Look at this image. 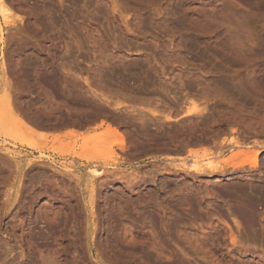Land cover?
<instances>
[{
	"label": "rangeland",
	"instance_id": "rangeland-1",
	"mask_svg": "<svg viewBox=\"0 0 264 264\" xmlns=\"http://www.w3.org/2000/svg\"><path fill=\"white\" fill-rule=\"evenodd\" d=\"M3 2L0 264H264V0Z\"/></svg>",
	"mask_w": 264,
	"mask_h": 264
},
{
	"label": "bare ground",
	"instance_id": "bare-ground-1",
	"mask_svg": "<svg viewBox=\"0 0 264 264\" xmlns=\"http://www.w3.org/2000/svg\"><path fill=\"white\" fill-rule=\"evenodd\" d=\"M0 3H1V4H0V11H1V13L3 14V15H2V16L4 17L3 19H4V20L6 19V21H5V23H6V22H8L7 19L10 18V17H9V15H10L9 12H10V11H9V9L3 4V3H4L3 0H0ZM8 14H9V15H8ZM12 17H13V16H12ZM11 20H12V19H11ZM5 23H3V25H5ZM12 23H13V22H12ZM48 23H49V22H48ZM8 24H9V23H8ZM8 24H6V25H8ZM12 25H13V24H12ZM1 28H2V27H1ZM0 32H1V31H0ZM0 35H1V34H0ZM67 49H68V48H67ZM68 50H69V49H68ZM65 51H66V49H65ZM69 52H70V51H69ZM12 53H13V52H12ZM47 53H48V52H47ZM65 53H66V52H65ZM67 54H69V53H67ZM29 59H30V58H29ZM31 62H32V61H31ZM29 63H30V62H29ZM33 64H34V63H33ZM30 65H31V64H30ZM5 66H6V65H5ZM26 66H27V64H26ZM33 66H34V65H33ZM17 67H18V66H17ZM30 67H31V69H32V66H30ZM42 67H43V66H42ZM35 68H36V67H35ZM37 68H38V67H37ZM34 70H35V69H34ZM36 70H37V69H36ZM15 71H16V70H15ZM31 71H32V70H31ZM48 71H49V70H48ZM29 72H30V70H29ZM37 72H38V71H37ZM33 73H34V71H33ZM41 73H43V72L41 71ZM5 74H6V73H5ZM12 74H13V73H12ZM1 75H2V74H1ZM1 75H0V76H1ZM28 75H29V74H28ZM28 75H27V76H28ZM30 75H31V74H30ZM41 75H42V74H40V77H41ZM43 75H44V74H43ZM47 75H48V74H47ZM47 75H46V76H47ZM5 76H6V75H5ZM13 76H14V75H13ZM35 76H36V75H35ZM53 76H54V75H53ZM17 77H18V76H17ZM22 77H23V76H22ZM30 77H31V76H29V78H30ZM66 77H67V76H66ZM74 77H75V76H74ZM98 77H99V76H98ZM134 77H135V76H134ZM8 78H9V76H8ZM25 78H26V77H25ZM43 78H44V77H43ZM49 78H50V77H49ZM49 78H47V79L49 80ZM68 78L70 79V77H68ZM75 78H76V77H75ZM100 78H101V77H100ZM121 78H122V77H121ZM121 78H120V79H121ZM36 79H37V78H36ZM44 79H46V78H44ZM51 79H52V78H51ZM53 79H54V78H53ZM71 79H72V78H71ZM76 79L78 80L79 78H76ZM124 79H126V78L124 77ZM5 80H6V79H5ZM29 80H30V79H29ZM29 80H28V81H29ZM34 80H35V78H34ZM65 80H66V78H65ZM74 80H75V79H74ZM74 80H72V83H73ZM97 80L100 81L101 79H100V80L97 79ZM102 80H103V79H102ZM122 80H123V79H122ZM9 81H10V80H8L7 83H8ZM11 81H12V80H11ZM14 81H18V80H14ZM24 81H25V80H24ZM24 81H23V83H24ZM26 81H27V80H26ZM28 81H27V83H28ZM63 81H64V80H63ZM69 81H70V80H69ZM20 82H21V81H20ZM65 82H66V81H65ZM74 82H76V80H75ZM100 82H101V81H100ZM100 82H99V84H100ZM117 82H118V81H117ZM123 82H124V81H123ZM142 82H143V81H142ZM7 83H6V84H7ZM12 83H13V82H12ZM34 83H36V82H34ZM40 83H41V82H40ZM52 83H53V82H52ZM66 83H67V82H66ZM86 83L89 85V82H86ZM103 83H104V82H103ZM124 83H125V82H124ZM144 83H145V82H144ZM10 84H11V83L9 82V85H10ZM45 84H47V83H45ZM45 84H43V85H45ZM68 84H69V83H68ZM75 84H77V86H78V83H77V82H76ZM79 84H80V83H79ZM95 84H96V83H95ZM97 84H98V83H97ZM101 84H102V82H101ZM104 84H105V83H104ZM126 84H127V83H126ZM226 84H228V83H226ZM35 85H36V84H35ZM43 85H40L39 87L41 88V86H43ZM59 85H60V84H59ZM62 85H63V84H62ZM73 85H74V84H73ZM73 85H72V84H71V85L69 84V86H72L71 88H73ZM81 85H82V84H81ZM81 85H80V86H81ZM88 85H87V86H88ZM130 85H131V84H130ZM130 85H129V86H130ZM136 85H137V84H136ZM139 85H140V84H139ZM144 85H145V84H144ZM19 86H20V85H19ZM19 86H18V87H19ZM33 86H34V84H33ZM75 86H76V85H75ZM97 86H99V85H97ZM102 86H105V85H102ZM102 86H101V87H102ZM222 86H223V84H222ZM227 86H228V85H227ZM12 87H13V86H12ZM30 87H31V85H30ZM36 87H37V85H36ZM39 87H38L37 89L40 90ZM45 87H47V86H45ZM90 87H91V86H90ZM124 87H125V86H124ZM10 88H11V87H10ZM10 88L8 87V89H10ZM19 88H20V87H19ZM22 88H23V87H22ZM75 88H77V87H75ZM78 88H80V87H78ZM97 88H98V87H97ZM102 88H103V87H102ZM107 88H108V87H107ZM126 88H128V87H126ZM140 88H141V86H140ZM221 88H222V87H221ZM223 88H224V87H223ZM226 88H228V87H226ZM12 89H13V88H12ZM20 89H21V88H20ZM25 89H26V88H25ZM29 89H31V88H28L27 90H29ZM32 89H33V88H32ZM34 89H35V88H34ZM37 89H35V90H37ZM41 89H42V88H41ZM48 89H49V88H48ZM65 89H66V88H65ZM68 89H69V90H68ZM68 89H66V90H67V93H68V91H70V88H69V87H68ZM73 89H74V88H73ZM80 89H81V88H80ZM136 89H137V88H136ZM138 89H139V88H138ZM142 89H143V88H142ZM16 90H17V89H16ZM16 90H14L13 92H15ZM18 90H19V89H18ZM18 90H17V91H18ZM84 90H85V89H84ZM125 90H126V89H125ZM131 90H132V89H131ZM7 91H8V95H7V94H4V95H3L4 98L2 97V100H3V99L5 100V102H4V101H2V102H3L4 104H5V103L7 104V108H6L5 110H2V109L0 108V112H1V110H2V111H4V113H5L6 110H7L6 114H4V113H3V114L6 115V116L9 114V116H10V117L7 116V118H5V119H8V120L11 119V120H12V125H13V126L15 125V124L13 123V121H14L17 125H18V124H19V125H23L22 121H23L25 118H27V119L30 118V120H32V121H35V120L37 121V119H38V118H36L37 115H35V113H33V114L35 115V118H34V117H31V116L33 115V114H32V115L30 116V114H31L30 110H31V109L28 110V108H31L30 105L32 104L33 101L31 102V100L29 101V100L25 99V100L29 101V103L31 102L30 105H29V103L26 105V106L29 105L30 107L28 106L27 109L25 108V109H26V110H25V109H23L25 106H22V107L20 106V105H22L21 102H20L21 104L19 103V104L17 105V103H18L19 101H16V100H15L17 103H16L15 101H13V99H15L14 94H13V96H12V97H14L13 99H12V97H8V96H9V90H7ZM24 91H25V90H24ZM31 91H32V90H31ZM44 91H48V90H46V88H45ZM71 91H72V90H71ZM71 91H70V92H71ZM80 91H81V90H80ZM139 91H140V90H139ZM141 91H142V90H141ZM18 92H19V91H18ZM25 92H26V91H25ZM48 92H49V91H48ZM50 92H51V91H50ZM50 92H49V93H50ZM73 92H74V91H73ZM73 92H72V93H73ZM75 92H76V91H75ZM82 92H83V91H82ZM82 92H81V93H82ZM94 92H95V91H94ZM130 92H131V91H130ZM137 92H138V90H137ZM137 92H136V94H137ZM10 93H12V92H10ZM26 93H28V92H26ZM46 93H47V92H46ZM72 93H70V94H72ZM132 93H133V92H132ZM132 93H131V94H132ZM138 93H139V92H138ZM29 94H30V93H29ZM47 94H48V93H47ZM47 94H46V95H47ZM92 94H93V92H92ZM96 94H97V93H96ZM102 94H103V93H102ZM246 94H247V92H246ZM11 95H12V94H11ZM15 95H16V92H15ZM20 95H21V94H20ZM36 95H37V94H36ZM38 95H39V93H38ZM44 95H45V94H44ZM54 95H55V94H54ZM77 95H78V94H77ZM123 95H124V94H123ZM123 95L121 94L122 97H120V98H123ZM244 95H245V94H244ZM248 95H249V94H248ZM31 96H32V95H31ZM42 96H43V95H42ZM63 96H64V95H63ZM63 96H62V97H63ZM68 96H69V95H68ZM74 96H76V95H74ZM79 96H80V94H79ZM93 96H95V95H93ZM96 96H98V95H96ZM101 96H102V95H100V97H101ZM115 96H116V95H115ZM45 97H46V96H45ZM47 97H48V96H47ZM66 97H67V96H66ZM69 97H70V96H69ZM103 97H104V96H103ZM105 97H106V96H105ZM107 97L109 98V95H107ZM129 97H130V96H129ZM136 97H137V96H136ZM185 97H186V96H185ZM17 98H19V97H17ZM28 98H29V97H28ZM31 98H32V97H31ZM31 98H30V99H31ZM40 98H41V97H40ZM40 98H39V99H40ZM48 98H49V97H48ZM52 98H53V96H52ZM71 98H72V97H71ZM74 98L76 99V97H74ZM74 98H72V100H73ZM78 98H79V97H78ZM78 98H77L76 100H78ZM98 98H99V97H98ZM98 98H97V99H98ZM114 98H115V97H114ZM145 98H146V97H145ZM249 98H250V97H249ZM34 99H35V98H34ZM34 99H33V100H34ZM50 99H51V97H50ZM63 99H64V97H63ZM67 99H68V98H67ZM99 99H101V98H99ZM106 99H107V98H106ZM124 99H125V98H124ZM124 99H123V100H124ZM129 99H130V98H129ZM247 99H248V98H247ZM17 100H19V99H17ZM52 100H53V99H51V101H52ZM65 100H66V99H65ZM70 100H71V99H70ZM70 100H69V101H70ZM72 100H71V101H72ZM81 100H82V99H81ZM102 100L104 101L105 98L100 100L101 103H103ZM107 100H108V99H107ZM107 100H105V101H106V104L108 103ZM116 100H117V99H116ZM130 100H131V99H130ZM139 100H140V99H139ZM139 100H138V101H139ZM141 100H142V99H141ZM251 100H252V99H251ZM27 101H25V104H26ZM35 101H36V100H35ZM35 101H34V102H35ZM47 101H48V99H47ZM47 101H46V102H47ZM54 101H55V100H54ZM62 101H63V100H62ZM73 101H74V100H73ZM79 101H80V99H79ZM89 101H90V100H89ZM117 101H118V100H117ZM135 101H136V100H135ZM144 101H145V100H144ZM2 102H0V103H2ZM49 102H50V101H49ZM55 102L58 103L57 101H55ZM77 102H78V101H77ZM82 102H83V101H82ZM110 102L112 103V100H111ZM40 103H42V101H41ZM50 103H52V102H50ZM53 103H54V102H53ZM74 103H75V102H74ZM97 103H100V102H97ZM142 103H143V102H142ZM23 104H24V103H23ZM33 104H34V103H33ZM37 104H38V102H37ZM61 104H65V103L62 102ZM68 104H69V103H68ZM76 104H77V103H76ZM81 104H82V103H81ZM109 104H110V103H109ZM119 104H120V103H119ZM121 104H123V102H122ZM138 104H139V103H138ZM146 104H147V103H146ZM42 105H43V104H42ZM51 105H52V104H51ZM65 105H66V104H65ZM69 105H70V104H69ZM69 105H68V106H69ZM82 105H83V104H82ZM115 105H116V104H115ZM147 105H148V104H147ZM0 106H1V105H0ZM36 106H38V105H36ZM39 106H40V105H39ZM45 106H46V105H45ZM68 106H67V107H68ZM140 106H141V105H140ZM2 107H3V106H2ZM32 107H33V106H32ZM52 107H53V106H52ZM54 107H56V106L54 105ZM54 107H53V108H54ZM59 107H60V106H59ZM92 107H93V106H92ZM94 107H95V106H94ZM94 107H93V108H94ZM123 107H124V106H123ZM156 107H157V106H156ZM156 107H155V108H156ZM4 108H5V107H3V109H4ZM36 108H37V107H36ZM43 108H44V107H43ZM46 108H47V107H45V109H46ZM53 108H52V110H53ZM57 108H58V107H57ZM57 108H56V110H58ZM95 108H96V107H95ZM125 108H126V107H125ZM192 108H193V107H192ZM34 109H35V108H34ZM37 109H38V108H37ZM37 109H36V110H37ZM39 109H41V107H40ZM49 109H51V108H49ZM54 109H55V108H54ZM59 109H60V108H59ZM77 109H78V108H77ZM194 109L196 110L195 106H194L193 110H194ZM27 110H28L30 113H28ZM52 110L50 111L51 113H52ZM79 110H80V109H79ZM114 110H115V109H114ZM133 110H134V109H133ZM133 110H132V111H133ZM156 110H157V109H156ZM193 110H192V111H193ZM34 111H35V110H33V112H34ZM39 111H40V110H39ZM43 111H44V109H43ZM43 111H42V112H43ZM45 111H46V110H45ZM58 111H59V110H58ZM76 111H77V110H76ZM82 111H84V110H82ZM89 111H90V110H89ZM112 111H113V110H112ZM115 111H117V110H115ZM134 111H135V110H134ZM192 111L189 110L188 112L190 113V112H192ZM196 111H198V110H196ZM196 111H195V112H196ZM204 111H205V110H204ZM42 112H41V113H42ZM53 112H54V110H53ZM56 112H57V111H56ZM59 112H60V111H59ZM78 112H79V111H78ZM141 112H142V111H141ZM7 113H8V114H7ZM72 113H73V112H72ZM82 113H83V112H82ZM82 113H81V114H82ZM120 113H121V112H120ZM126 113H127V112H126ZM197 113H199V111H198ZM54 114H55V113H54ZM67 114H68V113H67ZM76 114H77V113H76ZM89 114H90V113H89ZM91 114H92V113H91ZM201 114L203 115V113H201ZM50 115H51V114H50ZM65 115H66V114H65ZM71 115H72V114H71ZM78 115H79V114H78ZM78 115H77V116H78ZM92 115H93V114H92ZM137 115H138V114H137ZM140 115H141V114H140ZM144 115H145V114H144ZM155 115H156V114H155ZM38 116H40V114H39ZM60 116H61V115H60ZM63 116H64V115H63ZM77 116H76V117H77ZM82 116H83V115H82ZM86 116H87V115H86ZM121 116H122V115H121ZM129 116H130V115H129ZM129 116H128V117H129ZM8 117H9V118H8ZM52 117H53V116H52ZM54 117H55V116H54ZM56 117H57V116H56ZM78 117H79V116H78ZM93 117H94V116H93ZM97 117H98V116H97ZM125 117H127V116H125ZM128 117H127V118H128ZM131 117L133 118V116H131ZM200 117H201V116H200ZM42 118H43V117H42ZM62 118H63V117H62ZM90 118H91V117H90ZM116 118H117V117H116ZM122 118H123V116H122ZM27 119H26V124H31L32 121L30 122V120L28 119V122H27ZM34 119H35V120H34ZM39 119H40V118H39ZM45 119H46V118H45ZM47 119H48V117H47ZM58 119H60V118H58ZM78 119H79V118H78ZM80 119H81V118H80ZM82 119H83V117H82ZM124 119H125V118H124ZM130 119H131V118H130ZM168 119H169V118H168ZM8 120H5V121H8ZM51 120H52V119H51ZM51 120H49V121H51ZM67 120H68V119H67ZM73 120H74V119H73ZM73 120H71L72 122H70V123H73V122H74ZM126 120H127V119H126ZM9 121H10V120H9ZM53 121H54V120H53ZM75 121H76V120H75ZM82 121H85V120H82ZM87 121H88V119H87ZM89 121H90V120H89ZM100 121H101V120H100ZM104 121H105V120H104ZM112 121H114V120H112ZM115 121H116V120H115ZM115 121H114V122H115ZM133 121H134V120H133ZM145 121H146V120H145ZM10 122H11V121H10ZM37 122H38V121H37ZM79 122H80V120H79ZM85 122H86V121H85ZM109 122H110V121H109ZM141 122H142V119H141L140 123H141ZM147 122H148V121H147ZM147 122H146V123H147ZM151 122H152V120H151ZM38 123H39V122H38ZM59 123H60V122H59ZM59 123H58V124H59ZM66 123H68V121H67ZM76 123H77V122H76ZM100 123H101V122H100ZM112 123H113V122H112ZM118 123H119V122L116 121V124H118ZM125 123L127 124V122H125ZM140 123H139V124H140ZM143 123H144V122H143ZM157 123H158V122H157ZM7 124H8V123H7ZM54 124H55V123H54ZM58 124H56L57 126H55V127H58ZM61 124H62V123H61ZM78 124H79V123H78ZM84 124H85V123H84ZM113 124H114V123H113ZM120 124H121V123H120ZM8 125H9V124H8ZM64 125H65V124H64ZM67 125H68V124H67ZM73 125H74V123H73ZM81 125H82V124H81ZM81 125H80V126H81ZM85 125H86V124H85ZM110 125H111V124H110ZM122 125H123V124H122ZM145 125H146V124H145ZM156 125H157V124H156ZM30 126H31V125H30ZM32 126H33V125H32ZM34 126H35V124H34ZM34 126H33V128H34ZM39 126H40V125L38 124V127H39ZM80 126H78V128H79ZM132 126H133V125H132ZM142 126H143V125H142ZM4 127H5V126H4ZM26 127H27V126H26ZM38 127L36 126V128H38ZM60 127H61V125H60ZM83 127L85 128L84 125H83ZM137 127H139V125H138ZM145 127H146V126H145ZM147 127H148V126H147ZM158 127H159V126H158ZM21 128H22V127H21ZM31 128H32V127H31ZM47 128H48V127H47ZM50 128H51V127H50ZM53 128H54V127H53ZM58 128H59V127H58ZM68 128H69V127H68ZM71 128H72V127H71ZM101 128H102V127H101ZM135 128H136V127H135ZM40 129H41V128H40ZM69 129H70V128H69ZM73 129H74V128H73ZM75 129H76V128H75ZM79 129H80V128H79ZM79 129H78V130H79ZM131 129H132V128H131ZM160 129H161V128H160ZM37 130H38V129H37ZM57 130H58V129H57ZM78 130H77V131H78ZM81 130H83V129H81ZM104 130H105V131H104ZM104 130H103V131H104V132H103L104 135H102V132H101V135H102L101 137H102V139H103V136H105V135H106L107 137L110 136V137H112V138H113V137H114V138L117 137L115 140H118V141H117V142L114 141V142L117 143V145H118V147L121 149V151L125 149V147H124V144H125L124 142H125V141H124L123 136H122V132H123V130H122L121 134H120V132H119V130H120L119 128H118V130H117L116 128H112V126H111V127H107V128L104 129ZM137 130H138V129H137ZM143 130H144V129H143ZM31 131H32V130H31ZM68 131H69V130H68ZM232 131H233V130H232ZM74 132H75V131H74ZM126 132H127V131H126ZM135 132H136V131H135ZM142 132H143V131H142ZM28 133H31V132H28ZM35 133L37 134L38 132H33V134H35ZM78 133H79V132H78ZM144 133H145V132H144ZM236 133H237V132H236ZM238 133H239V132H238ZM241 133H242V132H241ZM95 134H96V133H95ZM126 134H127V133H126ZM58 135H59V134H58ZM76 135H77V134H76ZM216 135H217V134H216ZM60 136H61V135H60ZM60 136H57V137L59 138ZM98 136L100 137L99 134H98ZM98 136L94 135L93 137L96 138V137H98ZM125 136H126V135H125ZM132 136H133V135H132ZM137 136H138V135H137ZM147 136H148V135H147ZM62 137H63V136H62ZM93 137L90 138V144H91V142L95 143V141L97 140V139H95L94 141H92V138H93ZM99 137H98V138H99ZM127 137L129 138L130 136H127ZM78 138H79V137H78ZM104 138H105V137H104ZM131 138H132V137H131ZM131 138H130V139H131ZM217 138H218V137H217ZM40 139H42V138H40ZM70 139H71V138H70ZM73 139H74V137H73ZM74 140H75V139H74ZM87 140H88V138H87ZM100 140H101V139H100ZM104 140H105V139H104ZM125 140H126V139H125ZM233 140H234V139H233ZM245 140H246V139H245ZM88 141H89V140H88ZM105 141H106V140H105ZM107 141L109 142L110 140L107 139ZM107 141H106V142H107ZM112 141H113V140H112ZM112 141H111V143H112ZM135 141H136V140H135ZM214 141H216V140H214ZM96 142H98V140H97ZM131 142H132V141H131ZM231 142H232V139H231ZM102 143H103V141L101 140V144H102ZM137 143H138V141H137ZM219 144H220V143H219ZM237 144H238V143H237ZM108 145H109V144H108ZM244 145H245V144H244ZM78 146H79V145H78ZM125 146H126V149H127V148H128V147H127L128 145L126 144ZM139 146H140V145H139ZM221 146H222V145H221ZM234 146H235V145H234ZM247 146H248V145H247ZM93 147L96 148V146H93ZM97 147H98V146H97ZM143 147H144V146H143ZM134 148H135V147H134ZM218 148H219V147H218ZM240 148H241V147H240ZM136 149H137V147H136ZM136 149H135V150H136ZM92 150L94 151V150H97V149L92 148ZM98 151H99V150H98ZM109 151H110V150H109ZM191 151H192V150H191ZM232 152H233V151H232ZM236 152H237V151H236ZM243 152H244V151H243ZM243 152H240V154H241V153L244 154ZM245 152H246V151H245ZM248 152L252 153L251 151H248ZM188 153H190V152H188ZM192 153H193V152H192ZM192 153H190V154H192ZM194 153H195V152H194ZM233 153H234V152H233ZM238 153H239V152H238ZM255 153H256V152H255ZM234 154H235V153H234ZM242 154H241V155H242ZM253 154H254V153H253ZM245 155H246V154H245ZM245 155H244V156H245ZM254 155H255V157H254L252 163L248 164V166H250L251 168L256 169V168H259L260 165H262V164H258V162H257L258 159H257V157H256L257 154H254ZM234 156H235V155H234ZM238 156H239V154H238ZM246 156H247V155H246ZM240 157H241V156H240ZM5 158H6V157H5ZM5 158H4V160H5ZM231 158H232V156H231ZM234 158H235V157H234ZM236 158H237V157H236ZM236 158H235V159H236ZM10 159H11V158H10ZM225 159H226V158H225ZM256 159H257V160H256ZM8 161H9V160H8ZM227 161H230V160L228 159V160H226V162H227ZM36 162H37V161H35V163H36ZM223 162H225V161H223ZM29 163H30V162H29ZM31 163H32V162H31ZM228 163H230V162H228ZM36 164H37V163H36ZM38 164H39V163H38ZM46 164H47V163H46ZM226 164H227V163H226ZM231 164H232V162H231ZM33 165H34V164H33ZM40 165H41V164H40ZM40 165H39V166H40ZM43 165H44V164H43ZM212 165H213V164H210L209 166H206V167L210 168V170H212V169L214 170V169H217V168H218V170H219V169H221V170L224 169V167L222 166V164L215 165V167L212 166ZM227 165H228V164H227ZM27 166H29V165H27ZM27 166H26V167H27ZM36 166H37V165H36ZM44 166H45V165H44ZM44 166H43V167H44ZM229 166H230V164H229ZM240 166H241V165H240ZM188 167H189V166H188ZM197 167H198V166H197ZM197 167H196V164H194V165L191 166L192 170H193V171H196V174H197V172L200 173L201 170H204V169H205V168H204V169L201 168V170H200L199 167H198V168H197ZM216 167H217V168H216ZM37 168H38V167H37ZM45 168H46V167H45ZM47 168H48V167H47ZM240 168H241V167H240ZM260 168H262V167H260ZM48 169H49V168H48ZM53 169H54V167H53ZM53 169H52V170H53ZM104 169H105V168H104ZM166 169H167V168H166ZM225 169H226V168H225ZM227 169H228V167H227ZM50 170H51V169H50ZM102 170H103V169H102ZM199 170H200V171H199ZM213 170H212V171H213ZM47 171H48V170H47ZM56 171H57V170L55 169V173H56ZM92 171H93V175H94L95 178H97L96 176H98V175L100 176L101 173H102L101 171H96V170H92ZM92 171H91V172H92ZM204 171H205V170H204ZM204 171H202V172H204ZM223 171H224V170H223ZM25 172H26V171H25ZM57 172H59V171H57ZM105 172H107V171L105 170ZM29 173H30V172H29ZM37 173H38V172H37ZM65 173H66V172H65ZM205 173H206V172H205ZM46 174H47V173H46ZM57 174H58V173H57ZM60 174H61V172H60ZM63 174H64V173H63ZM67 174H68V173H67ZM96 174H97V175H96ZM122 174H123V173H122ZM122 174H121V175H122ZM125 174H126V173H125ZM212 174H213V173H212ZM35 175H36V174H35ZM114 175H115V174H114ZM200 175H201V174H200ZM24 176H25V175H24ZM37 176H38V175H37ZM99 176H98V177H99ZM128 176H129V175H128ZM32 177H33V176H32ZM34 177H35V176H34ZM38 177L41 178L40 176H38ZM64 177H65V176H64ZM69 177H70V175L68 174V178H69ZM101 177H102V176H101ZM118 177H119V176H118ZM192 177H193V176H192ZM226 177H227V176H226ZM35 178H37V177H35ZM48 178H49V177H48ZM61 178H62V177H61ZM70 178H71V177H70ZM75 178H76V177H75ZM95 178H94V179H95ZM131 178H132V177H131ZM46 179H47V177H46ZM52 179H53V178H52ZM52 179H51V180H52ZM72 179H73V178H72ZM72 179H71V180H72ZM227 179H228V178H227ZM33 180H35V179H33ZM33 180L31 179V181H33ZM41 180H42V179H40V181H41ZM49 180H50V179H49ZM49 180L47 179V181H49ZM74 180H75V179H74ZM74 180H73V181H74ZM95 180H96V179H95ZM102 180H103V179H102ZM104 180H105V179H104ZM36 181H37V180H36ZM61 181H62V180H61ZM75 181H76V180H75ZM37 182H38V181H37ZM42 182H44V180H43ZM42 182H41V183H42ZM55 182H56V181H55ZM65 182H66V181H65ZM69 182H70V181H69ZM77 182H78V181H77ZM96 182H97V181H96ZM101 182H103V181H101ZM38 183H39V182H38ZM41 183H40V184H41ZM50 183H51V182H50ZM60 183H61V182H60ZM62 183H63V181H62ZM62 183H61V184H62ZM78 183H79V182H78ZM105 183H106V182H105ZM123 183H124V182H123ZM47 184L50 185L49 183H47ZM47 184H46V185H47ZM99 184H100V183H99ZM69 185H70V184H69ZM42 186H43V185H42ZM65 186H66V185H65ZM99 186H101V185H99ZM69 187H70V186H69ZM69 187H68V188H69ZM97 187H98V186H97ZM237 188H238V186H237ZM237 188H236V189H237ZM63 189H64V188H63ZM101 189H102V188H101ZM45 190H46V189H45ZM234 191H235V190H234ZM237 191H239V190H237ZM258 191H259V190H258ZM105 192H106V191H105ZM239 192H240V191H239ZM255 192H256V191H255ZM45 193H46V192H45ZM39 194H40V193H39ZM97 194H98V193H97ZM233 194H234V193H233ZM239 194H240V193H239ZM235 195H236V194H235ZM71 196H72V195H71ZM40 197H41V196H40ZM21 200H22V199H21ZM249 207H250V206H249ZM120 208H121V207H120ZM118 210H119V209H118ZM122 211H123V210H122ZM114 212H115V211H114ZM237 213L240 214L239 212H237ZM241 213H242V212H241ZM2 216H3V214H2ZM160 217H161V216H160ZM161 218H162V217H161ZM15 227H16V226H15ZM14 229H15V228H14ZM11 230H13V228H12ZM11 230H10V231H11ZM15 230H16V229H15ZM90 232H91V231H90ZM11 248H12V247H11ZM11 248H9V249L11 250ZM111 249H112V248H111ZM4 250H5V249H4ZM113 251H114V250H113ZM116 252H117V251H116ZM3 253H4V252H3ZM9 253H11V252H9ZM5 254H6V252H5ZM15 254H16V253H15ZM5 257H7V256H5ZM12 257L15 258L14 256H12ZM10 259H11V258H10ZM15 259H16V258H15ZM45 260H46V259H45ZM11 261H12V260H11ZM47 261H48V260H47ZM15 262H16V261H15ZM18 262H19V261H18ZM43 262H44V261H43ZM24 263H25V262H24ZM44 263H46V262H44ZM9 264H10V263H9ZM12 264H13V263H12ZM19 264H20V263H19ZM47 264H49V263H47Z\"/></svg>",
	"mask_w": 264,
	"mask_h": 264
}]
</instances>
